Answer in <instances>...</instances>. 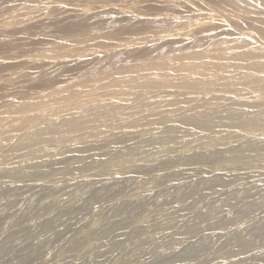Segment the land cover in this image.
Returning a JSON list of instances; mask_svg holds the SVG:
<instances>
[{"label":"bare ground","instance_id":"bare-ground-1","mask_svg":"<svg viewBox=\"0 0 264 264\" xmlns=\"http://www.w3.org/2000/svg\"><path fill=\"white\" fill-rule=\"evenodd\" d=\"M206 1L225 8L238 21L228 25L208 13L197 14L184 0H0V125L18 119L23 129L17 132L29 129L15 148L39 135L76 128L78 135L92 130L108 133L68 144L52 162H33L23 153L6 158L0 148V180L94 170L127 155L131 156L121 167L134 165L141 154L152 155L150 160L155 161L163 153L159 143L163 137L171 144L167 150L174 153L201 139L181 133L187 128L208 131L227 126L237 130L241 140L227 148L198 150L144 167L143 175L175 163L238 165L264 154V142L248 134L264 135V0ZM246 30L251 38L243 36ZM235 82L250 87L251 95L211 101L214 87ZM168 96L189 106L179 114L151 115L150 108L163 107ZM171 116L177 119L169 120ZM135 127H140L141 144L148 148L132 154L135 145L124 143L133 137ZM257 170L264 173V165ZM162 183L152 178L145 182L151 203L160 199L153 215L158 221L141 234H129L133 249L113 247L117 235L111 233L130 223L132 215L113 218L137 204L131 200L121 203L116 213L89 222L90 231L98 232L95 237H77L55 262L42 264L108 260L133 264L149 246L156 248L158 262L138 264H258L264 257V197L251 202H246L249 196L233 198L228 184L221 182L222 189L212 195L194 193L192 186L188 195L194 194L186 199L174 197L179 188L174 192L159 188ZM98 193L82 197L80 208L92 204ZM63 209L57 206L56 211ZM229 209L238 210L229 213ZM236 215L243 217L241 223ZM220 219H234L233 228L225 229ZM41 228L27 226L28 234L14 243L13 251H24ZM215 228L222 233L212 235ZM1 243L0 264H6L12 247ZM37 256L18 257L13 264H34ZM216 259L222 262L215 263Z\"/></svg>","mask_w":264,"mask_h":264},{"label":"rangeland","instance_id":"rangeland-1","mask_svg":"<svg viewBox=\"0 0 264 264\" xmlns=\"http://www.w3.org/2000/svg\"><path fill=\"white\" fill-rule=\"evenodd\" d=\"M184 2L195 13H208V16L212 15L215 19L217 17L219 20L227 21L228 25H230L228 22L238 21L234 16L227 15L228 12L225 8L206 0H184ZM63 8L71 10V7L67 5H64ZM205 22H209V20ZM196 25L198 24H193V26ZM230 27L235 29L232 25ZM248 34V30L243 31L244 37L251 38ZM33 60L36 59H30V61ZM251 92L253 91L250 87L235 82L226 86L214 87L209 97L213 98L211 100L213 103H217L220 102L218 98L228 96L248 97ZM75 100L79 101L80 99L76 97ZM180 100L182 99L178 97L168 96L163 98V107L153 106L150 108V113L151 115H156L161 111L182 113L189 105ZM126 103H130V100ZM93 105L95 104L93 103ZM175 119L177 118L174 116L169 117V120ZM156 123L154 121L153 125ZM22 125L23 121L18 119L0 125V148L6 153V158H12L16 154L23 153L26 159L33 162H41L42 160L52 162L60 158L68 144L87 142L108 134L107 132L95 134L96 130H92L89 132L84 131L82 135H78L76 128L62 133L39 135L15 148L18 139L29 130L25 128V130L17 132L23 129ZM179 128L184 129L185 127L180 125ZM139 129L140 127H135L133 137L124 143V146L135 145L132 154L141 153L148 148L141 144L143 138L142 135L138 134ZM118 130L124 131L125 129ZM184 132L188 133L187 136L191 135L195 139H201L184 146L180 152L174 153V151L167 150L171 144L163 137V140L159 142L162 143L163 153L159 154L155 161L150 160L152 155L141 154L138 156L139 161L134 165L121 167V165H124L123 160L131 156L127 155L109 160L106 166L94 170L58 171L45 177L30 180H0V242H2L3 247H12L6 264H13L18 257H30L33 254H38L34 264L55 262L77 237L84 234H89L92 237L97 235L98 232L90 231L88 228L91 220L99 215L105 218L112 211L116 213L121 203L132 200L137 202L135 206H129L121 214L119 213L120 215L116 214V217L113 218V221H119L132 215L130 223L124 229L111 232L115 236L117 235L112 242V246L130 251L134 247V240L129 239V234L135 231L141 234V231L146 228L151 229L158 221L153 218V215L160 199L156 197L151 203L150 197H146V195L150 196L149 194H151L146 192L148 189L144 190L148 178H152V180L162 179L163 183L159 185V188L170 192H174L179 188L174 197L180 195L186 196V199L194 193L206 194L211 192L212 195L222 189L221 182L228 184V187L232 190L233 198L249 196L246 202H251L264 197V189H261L264 187V173L257 172L259 166L264 165V154L246 158L242 160L244 163L238 165L175 163L157 169L148 176L143 175L141 171L144 167H155L161 161L165 163L178 156L188 157L198 150L211 151L227 148L241 140L239 138L240 133L227 126L214 127L208 131L187 128L186 131L182 130L181 133ZM248 134L250 136L256 135L260 141L264 142V135L251 132ZM106 150L103 149L102 152H106ZM199 168H203L204 172H199L197 170ZM192 169H194L193 172H191ZM205 179L206 181L201 186H194V184ZM192 186L196 192L188 195V191ZM97 190H99V193L96 200L85 208H80L82 201H84L82 197L89 198ZM144 204L147 205L142 206ZM105 205L106 208L102 209ZM57 206L64 207V209L61 212L56 211ZM237 210L229 209L228 212L232 213ZM242 218L240 215H236L234 219L241 223ZM234 219H220L222 220L220 225L224 224L225 229H231L233 228L232 222ZM27 226H41L42 230L32 237L30 244L24 251L14 252V243L28 234V231H24ZM220 233H222L220 228H215L211 232L212 235H219ZM156 252L155 247L149 246L143 253L138 254L132 262L133 264L141 261L158 262V256L153 254ZM106 262L103 264H110L111 261ZM220 262H222L220 259L215 261V263ZM258 264H264V257L260 258Z\"/></svg>","mask_w":264,"mask_h":264}]
</instances>
